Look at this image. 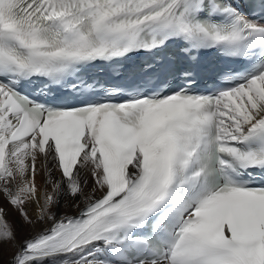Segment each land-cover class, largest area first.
Instances as JSON below:
<instances>
[{
  "label": "snow or ice",
  "instance_id": "obj_1",
  "mask_svg": "<svg viewBox=\"0 0 264 264\" xmlns=\"http://www.w3.org/2000/svg\"><path fill=\"white\" fill-rule=\"evenodd\" d=\"M173 42L175 88L157 61L124 84L92 72ZM210 51L244 66L201 91ZM10 213L49 226L18 244ZM6 248L8 264H264V0H0V264Z\"/></svg>",
  "mask_w": 264,
  "mask_h": 264
},
{
  "label": "bare ground",
  "instance_id": "obj_2",
  "mask_svg": "<svg viewBox=\"0 0 264 264\" xmlns=\"http://www.w3.org/2000/svg\"><path fill=\"white\" fill-rule=\"evenodd\" d=\"M37 163H38V166H39L40 165V161H38ZM50 167H51V165H50ZM54 175L56 177H58L59 176V172L58 171L55 172ZM45 178H46V173H45L44 169L41 167L40 172H39V174L37 176V183H38V185L41 186V188H43V186H44ZM86 179L88 180V186L86 188V191L87 192H91L92 184H93L92 178H91L90 175H87ZM50 190H51V188L49 186V191ZM98 195H100L99 192L96 193V196H98ZM76 202L80 203V208L84 206L83 203L80 201L79 197H77ZM71 204H72V201L70 199H68V198L63 199L61 201L59 209L56 210L57 214L58 215L59 214H64V213H67L69 215L76 214L79 211V209L75 208V207H72ZM27 211H28V213L30 215L35 217V215H36V206L34 204H29L28 207H27ZM9 219L14 221L15 224L17 225V243L18 244L20 242H22L23 240H25L26 238H29L32 235H34L41 228L49 226L48 223L37 224L35 227L25 226V225L21 224L20 217L16 213H10ZM13 251H15L14 248L13 249H7L6 248L5 254L3 256V264H8V261L10 259L11 253Z\"/></svg>",
  "mask_w": 264,
  "mask_h": 264
}]
</instances>
